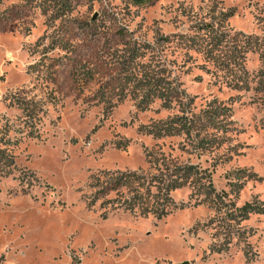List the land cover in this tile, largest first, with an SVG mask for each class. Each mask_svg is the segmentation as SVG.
<instances>
[{
  "label": "rangeland",
  "instance_id": "374dc122",
  "mask_svg": "<svg viewBox=\"0 0 264 264\" xmlns=\"http://www.w3.org/2000/svg\"><path fill=\"white\" fill-rule=\"evenodd\" d=\"M222 9L233 12L225 23ZM203 23L228 30L229 39L258 41L235 84L228 71L172 41L163 54L177 60L184 104L141 106L132 96L113 107L98 102L96 94H123L113 46L160 47L162 37L176 40ZM263 66L264 0H0V264H264V213L229 231L220 222L225 236L215 237L214 210L188 186L172 192L184 207L158 219L112 210L89 185L99 171L148 170L150 149L209 170L216 191L231 192L228 202L264 204ZM212 100L230 109L231 120L212 148L146 133ZM17 101L40 114L33 120Z\"/></svg>",
  "mask_w": 264,
  "mask_h": 264
},
{
  "label": "trees",
  "instance_id": "16d2710c",
  "mask_svg": "<svg viewBox=\"0 0 264 264\" xmlns=\"http://www.w3.org/2000/svg\"><path fill=\"white\" fill-rule=\"evenodd\" d=\"M129 1L139 5L150 3L152 0ZM221 11L223 17L221 20L225 23L233 12L228 9ZM198 25L200 26H194L195 32L189 35L180 34L176 40L162 37L163 45L160 47L155 43L140 44L139 41H134L131 44V40H123L113 46L119 58L117 64L122 66L124 72V74H120L116 82V86L123 94H96L98 102L113 107L125 97L132 96L139 101L141 106L148 105L155 99H160L163 107L169 109L179 108L178 105L184 104L180 97H183L185 92L181 88V82L176 73L178 70L175 65L177 60H168L171 55L169 51L168 55L163 54L164 50L172 49L168 48L169 46L164 48L166 43L172 41H177L178 45L183 46L180 48L189 52L203 54L206 62L214 68L220 66L225 72L228 71L229 77H232L231 82L238 80L237 77H241L238 72L245 68V57L249 46L252 45V49H255L258 46V41L254 40L251 44L253 36L250 34H243L244 38L242 39H229L227 37L229 31L222 30L219 25L208 23ZM261 71L264 73V66ZM234 76L237 77L234 79ZM234 82L233 84H235ZM100 90L105 91L102 88ZM25 102L29 101L25 100ZM18 103L19 105L22 103L21 107L26 108L28 115L33 120L40 114L39 109L36 110L35 106L30 107L24 102ZM229 116L230 109L227 106L217 100H212L198 114L189 116L183 112V114L178 113L167 119L155 121L145 126L146 133L157 139L186 138L188 142L184 140L185 143L181 145H190L195 150L205 151L222 141L217 138V133L222 129L226 130L223 125L231 121L228 119ZM30 132L32 133L33 130L31 129ZM201 153L199 152L198 155ZM146 157L149 163V168L146 171L141 169L103 170L92 175L89 185L95 189L93 192L95 198L106 197L104 203L112 210H128L139 214V216L153 214L160 219L171 211L184 207V204L176 202L172 192L188 186L192 194L198 195L197 203L207 204L216 215L218 211L224 212L228 209L221 215L209 218L208 224L214 230L218 223L224 222L227 226L225 229L229 231L231 228H235L234 224L242 226V222L247 220L251 214L264 213V204L261 202L246 201L242 205H238L234 201L228 202L226 197L231 192L218 193L212 183L210 171L203 169L200 164L191 161L180 162L172 154L168 155L163 151L156 154L150 149L147 150ZM231 184L236 186L235 182H231ZM241 188L242 185H238L231 191L233 192L235 189L238 192ZM201 195L202 197H200ZM218 231L215 230V237L224 235V233L219 234ZM248 238L249 235L244 240L249 245ZM232 239L233 236L226 240V247L229 246ZM222 249L217 247L218 251ZM245 254H249L248 250L245 251Z\"/></svg>",
  "mask_w": 264,
  "mask_h": 264
}]
</instances>
